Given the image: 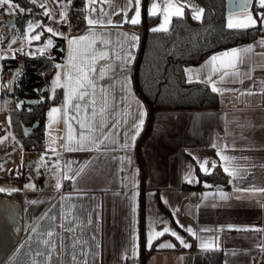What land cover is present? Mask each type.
I'll return each mask as SVG.
<instances>
[{
    "label": "crops",
    "instance_id": "crops-1",
    "mask_svg": "<svg viewBox=\"0 0 264 264\" xmlns=\"http://www.w3.org/2000/svg\"><path fill=\"white\" fill-rule=\"evenodd\" d=\"M149 2L142 0V5ZM156 2L157 11L163 13L164 4L160 0ZM41 3L45 4L51 17L47 16L46 28L52 27L56 32L63 33V36H56L65 39L64 56L59 63L61 68L55 67L53 78L59 72L62 84L68 82L75 86V80L66 81L63 75L66 71L76 75V70L68 63L69 40L82 35L88 37L71 46L72 63L77 68L84 65L96 70L91 74L96 84V109L99 112L102 105L107 109L103 123L109 125L104 129L108 138L98 145L99 150L97 146H89L88 150L69 152L62 147L69 142V136L78 138L81 131L88 135V125L83 113L79 120L84 123V128L73 118L78 110L72 105H64L66 90L61 87V104L50 105L43 116L44 143L39 159L34 153L22 150L30 158L29 165L34 161L40 162L41 156H45L48 159L47 175L43 174L40 183L35 184V191L16 193L18 199L7 192L0 193V264H12L14 256L15 264H32L33 260L36 264H74V254L79 264L85 260L87 264H264V252L259 247L264 244V232L229 228L232 225L264 229L262 193L245 194L244 199H236L241 195L237 188L264 187V56L260 55L264 48L255 47L246 56L240 53L245 58L236 68L229 67L230 63H236L232 56L221 55L233 48L256 45L264 36V29L260 27V35L250 43L213 54L217 56L216 61L211 62L218 66L215 74L206 64L213 55L197 65L185 67L192 70V73L185 72L187 80L189 75H193L192 82H205L211 87L214 81L221 90L236 89L235 92H217L221 99L218 110L155 112L145 135L149 107L137 91L134 72L140 38L137 32L128 29L135 25L124 22L125 11L129 18L134 15V0L132 3L128 0H102L87 7L88 0H84L85 17L104 23L89 25L84 19V26L79 30L69 24L68 0H37L38 6ZM181 3L184 5L183 13L187 9L192 18L193 6L202 8L195 0H181ZM175 6L179 7V4ZM62 11L67 12L66 19L60 17ZM250 11H253V0L249 8L226 12V26L229 18L235 23ZM256 11H259L258 6ZM202 15L195 20H200ZM144 16L142 8L141 23ZM14 17L0 11V112L8 116L20 104L7 94L9 85L7 88L3 85L2 61L16 54L33 55L46 49L43 45L32 44V31L26 30L21 36L8 33L6 20H14ZM157 17L159 20L152 28L163 22V15ZM173 17L179 16H170L167 29ZM108 20L112 24H108ZM7 33L11 36L4 45ZM122 33L138 37L134 47ZM13 40L16 43H12ZM101 53L106 59L99 58ZM13 68H9L10 78ZM102 69L104 76L100 78ZM224 71L230 75L221 79ZM233 72L239 75H231ZM195 73L199 74L198 79ZM10 78L6 79L7 83H11ZM229 80L234 82L229 83ZM248 90L254 94L248 95ZM102 92L106 104L101 100ZM241 92L245 94L241 95ZM137 100L147 113L145 124L135 144L124 150L121 144L126 138L130 139L134 131L130 125L136 121L138 114ZM79 103L84 105V101ZM52 107L65 108L68 115L61 116L59 123L49 127L48 112ZM97 120H100L99 116ZM113 121L119 123L113 127ZM95 135L99 136L100 132ZM52 148L57 150L56 153L50 151ZM221 150L223 155L235 157L230 165L217 155ZM127 157H130V162ZM205 159L215 161L227 176V188L199 181L197 172L205 173L198 165ZM57 160L59 170L54 167ZM83 166L87 167L82 176L75 180L62 179V173L71 177ZM226 166L230 170L236 167L243 178L229 176L224 171ZM189 170L192 172L191 183L185 178ZM57 180L63 185L60 190L54 187ZM198 185L200 187L195 188ZM221 192L231 199L222 200ZM32 200L38 203L30 204ZM149 225L154 231L167 227L177 232L191 247H183L175 237L166 233L154 240L149 255L145 257ZM33 227L37 228V232L31 231ZM69 227L72 231H68ZM189 228L197 236L190 235ZM48 232L52 235L48 236ZM197 237L215 241L218 250L214 252L220 257L213 256L205 263V253L212 251L202 250ZM44 241L50 243L45 244ZM163 242H171L175 247L158 249L157 245ZM134 244L137 246L135 257L131 251Z\"/></svg>",
    "mask_w": 264,
    "mask_h": 264
},
{
    "label": "trees",
    "instance_id": "trees-1",
    "mask_svg": "<svg viewBox=\"0 0 264 264\" xmlns=\"http://www.w3.org/2000/svg\"><path fill=\"white\" fill-rule=\"evenodd\" d=\"M203 9L200 20H195L185 9L182 16L173 17L167 31L152 32L151 28L158 22V17H148L145 21L129 30L137 32L140 38L139 51L142 46L144 24L147 28L146 39L143 44L141 61L137 72V84L146 104L153 112L167 111H204L218 110L221 99L218 93H213L205 82L188 83L185 77V67L199 64L207 57L233 47L254 41L261 33L260 26L248 30L228 29L225 23L226 0H195ZM24 8H31L32 13L16 14L12 33L21 36L28 29V21L39 24L33 28L31 34L42 33L41 39L32 42L33 45L52 40V46L45 50L47 54L32 56L16 54L14 58L2 61V74H9V68L17 66L22 58L19 74L16 75L7 94L16 102L24 99H36L34 105L20 104L9 112L12 132L25 152L39 153L43 149L44 131L42 120L45 110L52 104H61V87H52L50 74L55 65L63 60L65 39L53 36L46 29L47 16L44 10L30 3V0H16ZM68 21L73 29L79 30L84 26V0H71L69 3ZM256 11V8H255ZM11 33V34H12ZM10 35L6 34L5 45ZM54 96V99L51 97ZM36 119L39 126L28 136L22 134V125H31ZM149 120V112L147 124ZM199 181L213 182L228 187L227 176L215 168L211 174L197 172ZM200 187L198 185L195 188ZM19 193V192H16ZM16 193L12 198H19ZM159 206L165 210L159 202ZM150 250L145 251V257ZM213 256L220 257L214 251L205 253V263Z\"/></svg>",
    "mask_w": 264,
    "mask_h": 264
},
{
    "label": "snow or ice",
    "instance_id": "snow-or-ice-1",
    "mask_svg": "<svg viewBox=\"0 0 264 264\" xmlns=\"http://www.w3.org/2000/svg\"><path fill=\"white\" fill-rule=\"evenodd\" d=\"M69 3H71V0H68ZM98 2H102V0H88V3L86 4V7L89 5H95ZM129 3H132L133 0H128ZM160 2L162 4H164V9H163V13H160L157 11L158 8V4L156 2V0H150L149 4L147 5H142V0H134V15L131 16L130 18L127 16V11L124 12V16H125V21L126 23H130L132 25H138L142 22V8L144 9L146 15L148 17H157L158 15H163V22L158 25L157 27H154L151 29L152 32H159V31H167V27L166 25L169 23V18L170 16H182L183 15V3H181V0H175V3L173 2V0H160ZM249 2V0H245V3ZM30 3H32L33 5L37 4V0H30ZM179 4V7H176L175 5ZM42 9H45L44 11V15L45 16H49L50 17V13L49 11L45 8V4L41 3L39 5ZM258 6L259 11H255V8ZM175 7V10L172 11V9ZM93 10H95L93 8ZM0 11H2L4 14L6 15H16V14H23V13H32V9L31 8H24L21 7V5L19 3L16 2V0H0ZM204 9L203 8H198L196 6H193V19H199L201 17V15L203 14ZM60 17L62 19H66L67 17V12L66 11H62L60 13ZM51 18V17H50ZM85 19L87 20V23L89 25H95V24H103V21H97L94 19H90L88 17H85ZM108 24H112L111 20L107 21ZM260 26L261 29H264V0H253V11L247 12L246 16L242 19V20H238L237 22L233 23L232 19L229 18L228 23H227V28L228 29H236V30H248L250 28H255L257 26ZM35 27H39L40 25L37 24H33L32 21H28V31H32L33 28ZM48 33H51L53 36L59 35V36H63V33L60 32H56L52 27H47L45 29ZM41 35L42 33H37L34 36H31L30 39L31 40H40L41 39ZM122 35H124L125 37L128 38V40L131 43V46L134 47L135 46V41L138 40V37L135 36L134 34H129V33H122ZM88 37L87 36H78V37H72L69 40V45H70V50H69V58H68V63L71 66V68H74L76 70V75L73 76L72 71H66L63 75L66 81H72L75 80V86H72L71 83L65 82V83H61V74L58 72L56 77L54 78L53 84L55 87H62L64 88L65 91V101H64V105H72L73 108L77 109V115L75 117H73L74 119H77L78 123H81V128H84V123L81 122L79 120V116L81 113H83V115L85 116V120L87 122V133L88 135H85L84 131H81V133L79 134L78 138H73L71 136H69L68 139V143L65 145H62V147H65L67 151L72 152V151H83V150H88L89 146H97V150H99L98 145L102 144L104 140H106L108 138L107 134L104 132V129L109 127V125L103 123V116L104 113L107 111V109L102 105L100 107L99 112H97L96 109V104L97 101L95 99V88H96V84H95V80L92 78V73H94L96 70L94 67L92 66H84L81 65L80 67H76V65H74L72 63L74 57H73V49L71 48L72 45L77 44V42L79 41H84L86 40ZM12 43H16L15 40L12 41ZM52 46V40L48 39L47 41V45L45 46L47 47H51ZM255 47H261L264 48V36L261 37V39L256 43V45H248L247 47L240 49V48H233L230 51H225L224 53H222L221 55L223 56H232L236 63H230L229 67L230 68H236L237 64H242L243 60L245 57H241L239 54L240 53H244L245 56L247 53L252 52L253 49ZM44 49H41V52H43ZM261 56H264V52L260 53ZM2 58V57H0ZM14 58V57H13ZM100 59H106V57L104 56L103 53L100 54L99 56ZM128 59H131V55H128ZM217 56L213 55L210 58V61H206V64H209L211 67V71L213 74H215L218 71V66L211 64V62L216 61ZM55 67L57 69L61 68V65L57 64L55 65ZM110 69V66H108ZM186 73H192L191 69H185ZM196 76V78H199V74L195 73L194 74ZM230 73L228 71H224L221 75V79H223L226 76H229ZM231 75H236L238 76L239 73L238 72H233ZM104 76V70L102 69L100 72V78H103ZM251 78V77H249ZM209 80H211V77H209ZM193 81V75H189L188 76V83H191ZM229 83L234 82L232 80L228 81ZM241 83H243V81H241ZM91 90V91H89ZM211 91L213 93H217V92H221V91H233L235 92L236 89H219L216 86V83L213 81L212 82V86H211ZM262 93H264V90H262ZM241 95H244V92L240 93ZM248 95H253L254 93L251 90H248L247 92ZM86 97H88V99H86ZM52 99H54V96L51 97ZM101 100L103 101L104 104L107 103L106 98L103 94V92L101 93ZM80 101H84V105L82 106L79 102ZM24 103L23 101L20 102V104ZM136 104L138 105V114L136 116V121L133 122L132 125H130V127L134 128V131L132 132L130 139L126 138L124 140V142L121 144V148L124 150H129L134 144L135 141L137 139V137L140 135L143 126L145 124V116L147 115L146 111H144V107L143 105L140 103V101H136ZM19 107V105H18ZM89 108H91V112L89 113ZM54 114H57L54 117ZM68 113L65 110V108L62 107H52L49 109L48 112V117H49V127H51L52 125L59 123L61 116H67ZM97 116L100 117V120H97ZM66 122V121H65ZM10 123V121H9ZM119 123L118 121H113L112 122V126L115 127V125ZM125 123H127V121H125ZM99 131L100 135L96 136L95 133ZM127 136V134H125ZM3 139H7V137H4ZM13 139H15L13 137ZM75 140L74 143H72V141ZM0 142H2V139H0ZM53 143H55V141H53ZM47 151V150H46ZM50 151H52L53 153H56V149L52 148L50 149ZM222 151H218L217 155L220 157V159L222 161H225L226 164H231L232 161L235 160V157H229L227 155H223ZM58 155V154H57ZM129 162H130V157L126 158ZM47 161L44 159V156L42 155L40 158V164L39 166L36 168L37 173H39V167L40 166H44L47 167ZM54 167L59 170V162L57 160L56 164L54 165ZM87 166H83L81 167L78 171H76L73 176L69 177L66 174L62 173V179H72L75 180L76 177L82 176V174L85 172V168ZM199 169L201 171H203L205 174H211V170L215 169L216 167H218V165L215 163V161H208V160H203L202 162L199 163L198 165ZM0 168H2V166H0ZM224 171L228 173L229 176H240V178H243L240 174V171L236 168V167H232L231 170L228 166L224 167ZM20 173H17V175H19ZM192 176V172L191 170H189L186 173L185 178L188 180L189 183L192 182L191 179ZM133 184H135V181L133 180ZM207 186V185H206ZM54 187L57 190H60L63 185L60 183L59 180H57V182L55 183ZM25 190H36V186L29 182L25 185H23V188H5V187H0V193H4L7 192L9 194L11 193H16V192H20V191H25ZM237 192L241 193V195L237 196L236 199L237 200H242L245 198V194L247 195H255V193L259 192V193H264V187L262 188H255L254 186L252 187H248V188H237L236 189ZM134 198V197H133ZM220 198L222 200H229L231 199V197L223 192L220 193ZM30 204H36L38 203V201L32 200L29 201ZM165 203H167V201L165 200ZM262 207H264V204L261 205ZM229 228L232 230H236V231H257V232H264V229H260V228H255V227H243V228H238V227H234L232 225H229ZM32 232H37V228L33 227L31 229ZM68 231H72V229L69 227ZM187 231L189 232L190 235L192 236H197V234L191 229H187ZM166 233H170L171 236L175 237V239L177 241L180 242L181 245H183V247L188 248L191 247V245L184 240L180 235L177 234V232L170 230L169 228L165 227L160 231H154V229L152 228L151 225H149V231L147 233L146 236V242H145V247L148 250H151L153 247V242L154 240H156L159 237H163ZM48 236H51L52 233L48 232L46 233ZM197 239L200 240V248L204 251H215L218 250V244L211 240V239H205V238H201V237H197ZM45 244L50 243V241H44ZM21 247H24V245H21ZM175 244L171 243V242H163L157 245L158 249H171L174 248ZM260 251L264 252V244L260 245ZM132 256L135 257L136 256V252H137V246L134 244L132 249ZM37 255H42L41 253H37ZM86 255V254H85ZM15 256L12 258V264H15ZM72 261L74 262V264H79V262L77 261V257L74 254L72 256ZM32 264H36V261L33 260ZM83 264H87V261L85 260L83 262Z\"/></svg>",
    "mask_w": 264,
    "mask_h": 264
},
{
    "label": "rangeland",
    "instance_id": "rangeland-1",
    "mask_svg": "<svg viewBox=\"0 0 264 264\" xmlns=\"http://www.w3.org/2000/svg\"><path fill=\"white\" fill-rule=\"evenodd\" d=\"M36 35V34H35ZM37 41V40H36ZM39 45V44H35ZM43 47L47 45L46 41L41 43ZM41 54H47V51L44 49L43 52L39 51L32 56H38ZM22 58L20 59V63L22 64ZM3 85L9 88L12 83H7L6 79L8 80L10 76L8 74L4 75ZM52 87L51 89L55 88L53 81V72L50 74ZM10 119L8 114L4 112H0V187L5 188H21L23 185L31 182L34 185L36 183H40L42 180V175L46 174L47 167L40 166L39 173H37L36 168L39 166L40 162L34 161L32 165H29L28 162L30 160L28 155H24L22 152V147L18 141L13 139L11 123H9ZM7 137V139H3ZM44 159L47 161L46 157ZM48 162V161H47ZM52 172V171H51ZM17 173H20L17 175ZM47 175V174H46ZM47 177V176H46Z\"/></svg>",
    "mask_w": 264,
    "mask_h": 264
},
{
    "label": "water",
    "instance_id": "water-1",
    "mask_svg": "<svg viewBox=\"0 0 264 264\" xmlns=\"http://www.w3.org/2000/svg\"><path fill=\"white\" fill-rule=\"evenodd\" d=\"M251 1L252 0H249V2L245 3V0H226V12H233V11H237V10H242L244 8H249L250 4H251ZM144 21H145V17H143V22ZM6 25H7L8 33H11L12 29L14 27V20L8 18L6 20ZM143 27H144V33H143L142 43L144 44V41H145L146 35H147V28H146L145 24H144ZM143 44H142V46L140 48L139 58L137 59L135 70H134L135 77L137 76L139 63L141 61V55H142V51H143ZM21 65H22L21 63H18L17 66L12 69V75H11V78H10V82L11 83L14 82V79H15L16 75L19 74V72L21 70ZM136 88H137V91L139 92V94L141 95V97L146 101V99L143 97V95L141 94V92L139 90L137 82H136ZM23 102L26 105H34V104H36L37 100L36 99H24ZM153 115H154V112H153L152 108L149 106V120H148V126H147V130H146L145 135L148 133V130L151 127V124H152V121H153ZM38 126H39V120L38 119H36L31 125H28V126L22 125V134H23V136L26 137V136L30 135ZM143 139H144V137L141 138V141H143ZM29 163L31 164V161L28 162V164ZM142 176H143V181H144V174H142ZM142 261H143V256H142Z\"/></svg>",
    "mask_w": 264,
    "mask_h": 264
},
{
    "label": "built area",
    "instance_id": "built-area-1",
    "mask_svg": "<svg viewBox=\"0 0 264 264\" xmlns=\"http://www.w3.org/2000/svg\"><path fill=\"white\" fill-rule=\"evenodd\" d=\"M33 153L35 154L36 158L39 159V153L37 152H33ZM261 200L264 202V193H262L261 195Z\"/></svg>",
    "mask_w": 264,
    "mask_h": 264
}]
</instances>
